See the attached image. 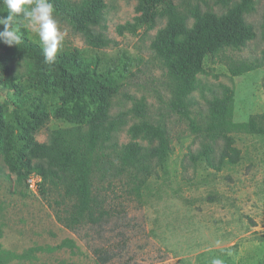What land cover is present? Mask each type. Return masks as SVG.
Returning <instances> with one entry per match:
<instances>
[{"label": "rangeland", "instance_id": "1", "mask_svg": "<svg viewBox=\"0 0 264 264\" xmlns=\"http://www.w3.org/2000/svg\"><path fill=\"white\" fill-rule=\"evenodd\" d=\"M102 1L104 34L112 44L88 46L56 15L65 33L60 53L77 50L84 63L118 86L111 115L130 111L136 102H142L145 118L166 127L172 152L166 169L144 180L124 174L99 181L94 174L93 193L103 201L108 219L100 227L81 223L73 229L65 226L73 202L64 198L62 188L41 182L34 192L26 188V181L18 184L0 156V246L16 254L33 247H56L64 240L76 246L74 250L64 247L38 252L31 260L10 264H95L97 249L111 256L106 264H209L213 257L224 264H264V136L242 131L233 134L240 150L235 166L220 172L193 166L189 155L198 151L202 139L192 132L187 118L169 108L171 82L150 49L156 32L166 23L162 13L168 0H144L155 15L153 29L123 35L117 34L116 27L139 16V1ZM204 1L203 9L217 13L223 9L219 0ZM245 21L253 27L255 38L240 50L205 59L203 71L196 75L189 111L200 127L206 102L220 93L221 86L233 90L232 122L245 123L264 113V66L236 77L229 72L231 66L261 56L264 0H255L254 12ZM21 29V34L40 44L36 33ZM26 74L23 63L12 61L10 74L0 75L2 110L11 111L22 102L4 84L22 82ZM127 120L112 137L118 145L129 141L127 129L140 118L130 113ZM66 127L68 124L51 114L35 139L46 143L52 130Z\"/></svg>", "mask_w": 264, "mask_h": 264}, {"label": "trees", "instance_id": "2", "mask_svg": "<svg viewBox=\"0 0 264 264\" xmlns=\"http://www.w3.org/2000/svg\"><path fill=\"white\" fill-rule=\"evenodd\" d=\"M135 17L116 27L119 35L145 31L154 27V16L138 0ZM55 15L60 16L93 48L112 44L104 34L102 0H52ZM255 0H219L222 11L203 9L204 0L166 1L162 15L164 27L150 44L155 58L162 63L171 82L169 108L189 120L192 132L202 139L200 148L189 155L193 166L220 172L240 161V150L233 134L245 132L264 136V113L245 123L232 122L233 90L221 86L220 93L206 102L202 126L190 118V94L196 89V75L203 71L207 58L226 50H240L255 38L245 16L254 12ZM7 10L0 4V15ZM2 30V28H0ZM22 32V29H21ZM22 43L9 47L0 42V75L8 76L11 63H23L27 74L22 82L5 83L22 102L8 111L0 107V156L19 184L37 175L42 183L60 186L63 196L73 202L65 226L85 223L100 227L108 219L103 201L93 193L91 179L99 181L127 174L144 180L166 169L172 152L166 127L145 118L142 102L127 112L110 114L111 102L118 86L105 74L84 63L77 50L59 53L54 64H46L41 45L21 34ZM264 66V49L253 62L231 66L232 77ZM134 113L140 120L127 129L129 141L118 145L112 137L127 125ZM52 116L68 124L50 132L46 143L35 139L36 133ZM26 186V184H25ZM27 188V186H26ZM210 202L211 198H208ZM64 247L74 250L72 241L56 247H33L20 254L0 246V264L35 258L38 252H53ZM95 264H106L111 256L94 250Z\"/></svg>", "mask_w": 264, "mask_h": 264}, {"label": "clouds", "instance_id": "3", "mask_svg": "<svg viewBox=\"0 0 264 264\" xmlns=\"http://www.w3.org/2000/svg\"><path fill=\"white\" fill-rule=\"evenodd\" d=\"M7 10L0 15V42L12 47L22 43L21 28H26L39 38L46 64H54L63 48L65 33L61 30L55 15L52 0H0ZM209 264H224L219 257H213Z\"/></svg>", "mask_w": 264, "mask_h": 264}, {"label": "built area", "instance_id": "4", "mask_svg": "<svg viewBox=\"0 0 264 264\" xmlns=\"http://www.w3.org/2000/svg\"><path fill=\"white\" fill-rule=\"evenodd\" d=\"M41 183V178L37 175H30L26 181V185L28 189L32 191H36L37 186Z\"/></svg>", "mask_w": 264, "mask_h": 264}]
</instances>
